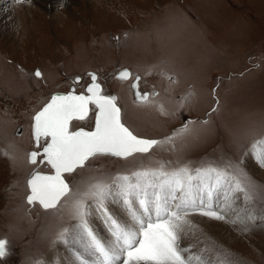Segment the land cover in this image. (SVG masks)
<instances>
[{"label":"rangeland","instance_id":"obj_1","mask_svg":"<svg viewBox=\"0 0 264 264\" xmlns=\"http://www.w3.org/2000/svg\"><path fill=\"white\" fill-rule=\"evenodd\" d=\"M5 2L6 10L27 16L11 24L8 36L0 35V239L10 241L0 264H62L63 258H77L60 238L64 233L67 239L79 223L72 197L49 210L26 200L32 173H51L39 165V157L30 164L28 153L45 143L34 145L33 116L55 92L74 87L84 93L90 72L102 94L116 98L124 126L159 143L126 159L96 156L64 174L73 195L96 180L111 182L143 168L227 170L247 192V198L242 192H229L228 198L232 195L251 219L221 211L225 192L217 191L214 202L224 219L189 210L191 224L180 234L183 254L192 264H199L196 257L211 264H264V166L257 159L264 145L251 147L264 140V0ZM123 69L130 72L125 82L115 78ZM137 77L142 94L155 92L144 102L131 90ZM94 112L93 107L87 119L72 121L69 130H91ZM86 203L90 225L92 220L99 225L95 204ZM105 203L126 217V208L114 198ZM215 222L220 223L215 230L229 239L211 231L208 226Z\"/></svg>","mask_w":264,"mask_h":264},{"label":"snow or ice","instance_id":"obj_2","mask_svg":"<svg viewBox=\"0 0 264 264\" xmlns=\"http://www.w3.org/2000/svg\"><path fill=\"white\" fill-rule=\"evenodd\" d=\"M35 75L39 77L40 71L37 70ZM128 76L125 70L119 73L118 78L127 79ZM91 80L86 89L88 95H76L74 92L52 95L33 117V136L38 146L41 138H45L43 160L40 162L46 161L54 174L32 173L27 182L31 189L28 203L39 202L45 209H56L62 201L67 202L72 197V214L79 223L67 239L64 233L60 234V238L65 243L79 241L84 252L95 257V260H90L79 254L80 264H192L193 258L186 257L183 253L187 249L180 246V233L184 225L191 224L186 218L188 211H198L217 220L224 219L220 211L213 209V195L224 191L225 206L230 203L229 192H242L247 198L242 180L227 170L214 167L192 169L185 166L169 171L162 165L159 168H143L131 176H117L111 182L96 180L83 190L77 189L73 195L64 173H74L78 168L86 167V161L96 156L126 159L135 153H148L159 143L141 139L125 127L121 123L116 98L102 94L95 74H91ZM137 87V83L132 84L133 89ZM137 98L147 100L148 96L137 92ZM90 104L98 109L95 129L70 131V121L85 119ZM260 145H264V140L254 141L251 147L255 150ZM38 154L35 151L29 154L32 164L37 163ZM257 159L264 166V151L257 154ZM110 197L121 199L131 223L112 214L105 203ZM133 198L138 208L133 206ZM88 200L95 204L109 239L103 238L90 225ZM173 201L178 202L173 204ZM9 244L7 239H0V258L9 254ZM195 259L199 264H211L200 257Z\"/></svg>","mask_w":264,"mask_h":264},{"label":"bare ground","instance_id":"obj_3","mask_svg":"<svg viewBox=\"0 0 264 264\" xmlns=\"http://www.w3.org/2000/svg\"><path fill=\"white\" fill-rule=\"evenodd\" d=\"M6 0H0V35L2 34H5L6 36H8L9 35V32L11 31V24L12 23H14V22H16V19L18 20V22L19 21H22L21 19H25L26 17L25 16H27V12L26 13H20L21 11H18V10H13V8H10V9H5V8H8L7 6L6 7H4L5 5L4 4H6V2H5ZM4 7V8H3ZM31 7V6H30ZM5 9V10H4ZM16 9H19V8H16ZM27 9V8H26ZM28 10V9H27ZM23 11H25V10H23ZM6 12V13H5ZM34 14V13H33ZM32 15V14H31ZM97 76V75H96ZM129 80V79H128ZM128 80H126V81H128ZM125 82V81H124ZM139 84V83H138ZM88 86V85H87ZM139 86V85H138ZM139 88V87H138ZM140 91V90H139ZM151 96V95H150ZM149 96V97H150ZM148 97V98H149ZM147 98V99H148ZM146 101V100H145ZM138 102H144V101H138ZM85 120V119H84ZM75 121H80V120H75ZM83 121V120H82ZM40 141H42V140H40ZM43 143V142H42ZM113 157V156H112ZM116 158H118V157H116ZM120 158V157H119ZM122 159V158H121ZM32 164V163H31ZM219 194H221L220 192H219ZM217 196H218V194L216 193L215 195H213V198H212V205H214V207H215V209L217 210V205L215 204L216 202H214V197H215V199L217 200L218 198H217ZM231 197H232V195H231ZM229 198V201H230V203L227 205V206H225V203H224V207L223 208H220L221 209V211L223 210L225 213H227L228 212V210L229 211H232V214H230L232 217H233V219H242V220H245V216H247L246 217V219H248V218H250L251 217V214H249L248 212H244L243 214H242V207L240 208V206H238L237 204L235 205L234 204V202H233V198ZM112 198H114V200H116V202L117 203H119V205L120 206H122V207H124V205H123V203L122 202H118L117 200H121L119 197H112ZM189 198H191V197H189ZM222 199V198H221ZM223 201H224V199H222ZM135 200H134V198H133V206L135 207ZM225 202V201H224ZM222 203V201L219 203V205ZM237 203V202H236ZM221 206H223V204H221ZM109 209H110V207L109 206H107ZM125 208V207H124ZM116 209H118V208H116ZM43 210H47V209H43ZM49 210V209H48ZM127 211V210H126ZM111 212H112V214L114 215V216H116V218H118V219H124V220H128V222L129 223H131V220H130V217H128V211H127V214H126V217L125 216H122V215H120V214H118V213H114V210H111ZM95 213L97 214L96 216L95 215H93V217L94 218H96L97 219V216H99L100 217V215H99V213L95 210ZM251 219V218H250ZM198 220L200 221V224L201 225H203L204 226V224H206L207 223V220L204 218V217H202V218H198ZM97 221H99L98 222V224L99 225H96V223L94 222V220H92V226L95 228V230L98 232V234L99 235H101L103 238H105V239H109L110 237H107V236H104V232H108L107 231V228H106V226L104 225V223H103V221H102V219L101 218H99V219H97ZM194 221H196V220H194ZM196 223V222H195ZM209 223V222H208ZM197 225H198V223H196ZM220 224V223H219ZM219 224H218V222H215V224H213V223H210L209 224V228L211 229V231H213L214 232V234H216V235H219L220 237H223V238H225V239H229V237H231V236H229L227 233H225V235L223 234V236L222 235H220V231L219 230H215V229H217V226H219ZM221 227V226H220ZM219 231V232H218ZM181 233H187V230H185L184 229V227H183V231L181 232ZM180 233V234H181ZM180 236H182V235H180ZM182 240H184V241H186V238H183L182 237ZM79 241H75V242H71V243H67V249L70 251V252H72L73 254H75L76 256H77V258H75V260H74V262H73V260H72V262L70 261H65V259L63 258V261L61 262L62 264H64V263H67V264H80V262H79V260H78V255L79 254H83V255H85V257L87 258V253H85L84 252V248H83V245L80 243H78ZM88 259V258H87Z\"/></svg>","mask_w":264,"mask_h":264},{"label":"water","instance_id":"obj_4","mask_svg":"<svg viewBox=\"0 0 264 264\" xmlns=\"http://www.w3.org/2000/svg\"><path fill=\"white\" fill-rule=\"evenodd\" d=\"M126 69H123V70H120L117 74H116V76H115V78L116 79H118V80H121V81H126V80H128L129 78H130V72L128 71V70H126L128 73H129V76H128V78L127 79H119L118 77H119V73L120 72H122V71H125ZM91 74H95V73H93V72H90V83L88 84V86L92 83V80H91ZM96 75V74H95ZM138 81L139 80H137V78H135L132 82H131V90H132V92H133V96H134V98H135V100L136 101H145V100H143V99H138L137 98V92H139L142 96L144 95V94H147V96L149 97L150 96V94H151V96H154L155 95V92H152V93H150V94H148V93H141L140 91H139V86L136 88V89H133L132 88V84L133 83H137L138 84ZM76 82V81H75ZM97 83H98V81H96ZM99 84V83H98ZM88 86H86V88H85V91H84V93H79V94H77V93H75V89H74V87H71L70 88V90L68 91V92H66V93H53V94H51V96L52 95H55V94H68L69 92H74V94H76V95H80V94H84V95H88V93H87V91H86V89H87V87ZM101 91H102V86H101ZM51 98V97H50ZM50 100V99H49ZM49 100H48V102H49ZM47 102V103H48ZM46 103V104H47ZM116 103V102H115ZM116 106L118 107V105L116 104ZM44 107V106H43ZM42 107V108H43ZM91 107H94V109H95V112H94V121H93V128L91 129V130H86V129H84L85 131H93L94 129H95V117H96V112L98 111V109H96L95 108V105H89V109H91ZM41 108V109H42ZM119 108V107H118ZM40 109V110H41ZM120 109V108H119ZM39 110V111H40ZM89 113H90V110H89V112H88V114H87V116L89 115ZM35 116V115H34ZM33 116V117H34ZM86 116V117H87ZM32 120H33V118H32ZM76 119H73L72 121H75ZM84 120V119H83ZM72 121H70V123L72 122ZM80 121H82V120H80ZM33 123H34V121H33ZM33 125V124H32ZM69 127H70V124H69ZM79 129H81V128H78V129H76V130H79ZM75 130V131H76ZM31 136H32V139H33V142H34V145H35V147H38V144H37V141L35 140V138H34V136H33V128H32V132H31ZM139 138H141V137H139ZM141 139H145V138H141ZM41 140L43 141V142H45V138H41ZM147 140H151V139H147ZM39 144H40V142H39ZM44 146V145H43ZM43 146H42V149H43ZM154 147V146H153ZM151 150V149H150ZM149 150V151H150ZM31 152H33V151H30L29 153H28V156H29V154L31 153ZM37 153H39L38 155H37V157H39L40 156V160H39V165H44V164H46L47 165V168H49L51 171H52V173H40L41 175H53L54 174V170L51 168V166L50 165H48L47 164V162L45 161L44 163H41L40 161L41 160H43V155H42V150H39V151H37ZM136 154V153H135ZM134 155V154H133ZM37 157H36V160H37ZM113 157H115V156H113ZM28 161H29V163L31 164V162H30V159L28 158ZM64 174H66V173H64ZM31 178V177H30ZM30 178H28V180L30 179ZM28 182V181H27ZM27 185H28V183H27ZM28 189H29V194H28V196L31 194V189L29 188V186H28ZM27 196V197H28ZM27 200V199H26ZM28 202V201H27ZM42 209H45L44 207H42L40 204H39V202H36Z\"/></svg>","mask_w":264,"mask_h":264}]
</instances>
